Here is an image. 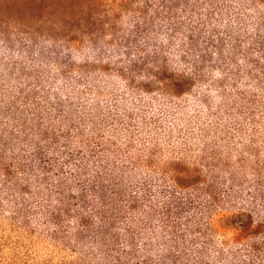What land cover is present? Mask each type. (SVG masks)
I'll use <instances>...</instances> for the list:
<instances>
[{
	"label": "trees",
	"instance_id": "1",
	"mask_svg": "<svg viewBox=\"0 0 264 264\" xmlns=\"http://www.w3.org/2000/svg\"><path fill=\"white\" fill-rule=\"evenodd\" d=\"M0 232V264H264V0H0Z\"/></svg>",
	"mask_w": 264,
	"mask_h": 264
},
{
	"label": "rangeland",
	"instance_id": "2",
	"mask_svg": "<svg viewBox=\"0 0 264 264\" xmlns=\"http://www.w3.org/2000/svg\"><path fill=\"white\" fill-rule=\"evenodd\" d=\"M0 234H1V232H0ZM23 250H25V248ZM36 251H37V255H41V256L44 255V251L42 249H37ZM20 255H21V253H20Z\"/></svg>",
	"mask_w": 264,
	"mask_h": 264
}]
</instances>
